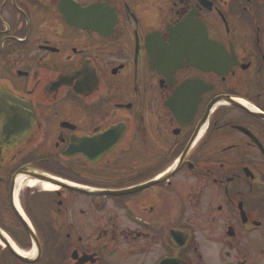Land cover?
I'll return each instance as SVG.
<instances>
[{
    "label": "flooded vegetation",
    "instance_id": "flooded-vegetation-1",
    "mask_svg": "<svg viewBox=\"0 0 264 264\" xmlns=\"http://www.w3.org/2000/svg\"><path fill=\"white\" fill-rule=\"evenodd\" d=\"M0 264H264V0H0Z\"/></svg>",
    "mask_w": 264,
    "mask_h": 264
},
{
    "label": "bare ground",
    "instance_id": "bare-ground-1",
    "mask_svg": "<svg viewBox=\"0 0 264 264\" xmlns=\"http://www.w3.org/2000/svg\"><path fill=\"white\" fill-rule=\"evenodd\" d=\"M25 177H22L19 181V184L18 186L21 188V190L23 188H27V187H30V188H42L44 190H55L57 187L52 184V183H48V182H39L38 179H29L27 180V182L24 184H21L22 181H24ZM22 185V186H21ZM15 251L20 254L21 256H24V257H31L33 254H34V251L32 252H23V251H20L18 250V248L14 247Z\"/></svg>",
    "mask_w": 264,
    "mask_h": 264
},
{
    "label": "water",
    "instance_id": "water-1",
    "mask_svg": "<svg viewBox=\"0 0 264 264\" xmlns=\"http://www.w3.org/2000/svg\"><path fill=\"white\" fill-rule=\"evenodd\" d=\"M100 7H98V6H94V7H92V8H89V9H87L88 11H92V12H96L97 11V9H99ZM36 178L37 179H40V180H42V181H46V182H48V183H52V184H55V182H54V180L53 179H51V178H48V177H40V176H36ZM8 246H10L11 248H12V246L10 245V244H7ZM20 258H23V260L25 259L24 257H22V256H20ZM25 261H28L27 259H25ZM29 262V261H28Z\"/></svg>",
    "mask_w": 264,
    "mask_h": 264
}]
</instances>
